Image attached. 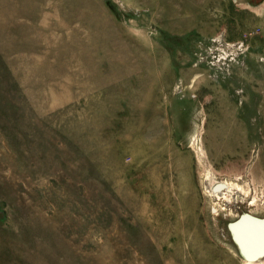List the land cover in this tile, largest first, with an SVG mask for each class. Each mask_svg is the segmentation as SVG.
I'll list each match as a JSON object with an SVG mask.
<instances>
[{
  "label": "rangeland",
  "instance_id": "rangeland-1",
  "mask_svg": "<svg viewBox=\"0 0 264 264\" xmlns=\"http://www.w3.org/2000/svg\"><path fill=\"white\" fill-rule=\"evenodd\" d=\"M263 4L0 0V264H243L230 226L264 219Z\"/></svg>",
  "mask_w": 264,
  "mask_h": 264
},
{
  "label": "bare ground",
  "instance_id": "bare-ground-1",
  "mask_svg": "<svg viewBox=\"0 0 264 264\" xmlns=\"http://www.w3.org/2000/svg\"><path fill=\"white\" fill-rule=\"evenodd\" d=\"M254 8H256V10H260V8L264 9V4L260 8ZM202 131L203 129L201 128V126L196 124L192 139H194L193 146L198 155L199 162L205 167L204 178L208 183L207 190L210 196L216 199H221V197L223 196L226 200L231 201L234 191L239 187V185L227 181H218L215 177L214 172L212 171V167L210 165H205V162H207L206 152L204 144L200 143V136L202 134ZM231 132L232 131L228 132L227 134L225 132L220 133L219 137L221 136L225 143H234L236 139L231 137ZM184 165L180 166L176 163L175 165H172L170 167V172L165 170L166 174L169 175L171 173V177H173V179L174 177H181L187 171L188 166ZM158 168L163 170L164 167L163 165H158ZM252 219L257 218L250 214H244L240 217V224L234 227L235 237L242 245L244 252L250 257L249 259L242 257L243 264H264V222H254ZM197 238L200 239V236H198Z\"/></svg>",
  "mask_w": 264,
  "mask_h": 264
},
{
  "label": "water",
  "instance_id": "water-1",
  "mask_svg": "<svg viewBox=\"0 0 264 264\" xmlns=\"http://www.w3.org/2000/svg\"><path fill=\"white\" fill-rule=\"evenodd\" d=\"M252 220H253L254 222H260V221H263V222H264V219H263V220L252 219ZM240 222H241V220H239V221L233 223V224L230 226V228H231V231H232V233H233V235H234L235 242L237 243V245H238V247H239V250H240L241 254L243 255L244 258L249 259L250 257L248 256V254H246V253L244 252V249H243L242 245H241L240 242L237 240V238L235 237V233H234V227L237 226L238 224H240Z\"/></svg>",
  "mask_w": 264,
  "mask_h": 264
}]
</instances>
